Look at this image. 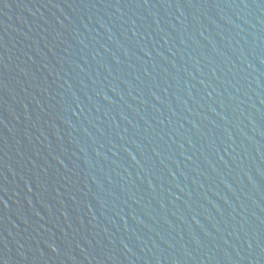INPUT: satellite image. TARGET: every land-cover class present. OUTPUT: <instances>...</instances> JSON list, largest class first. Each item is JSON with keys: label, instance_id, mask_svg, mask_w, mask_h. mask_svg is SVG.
<instances>
[{"label": "water", "instance_id": "water-1", "mask_svg": "<svg viewBox=\"0 0 264 264\" xmlns=\"http://www.w3.org/2000/svg\"><path fill=\"white\" fill-rule=\"evenodd\" d=\"M0 264H264V0H0Z\"/></svg>", "mask_w": 264, "mask_h": 264}]
</instances>
